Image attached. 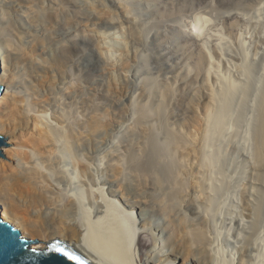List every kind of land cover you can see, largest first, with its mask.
<instances>
[{"label": "rangeland", "instance_id": "obj_1", "mask_svg": "<svg viewBox=\"0 0 264 264\" xmlns=\"http://www.w3.org/2000/svg\"><path fill=\"white\" fill-rule=\"evenodd\" d=\"M77 2L79 4L87 3L89 5V55L87 57L88 60L85 61L84 59V61L81 62L83 71L88 73L89 76V94L87 95L89 105L88 112L90 134L89 190H91V192L89 191V197H91L89 198V209L92 210V200L96 197L98 198L96 190L100 187L99 185L102 181H107L109 184H112L111 190H113V195L115 194L114 196L116 197L114 198L117 199L120 206H122L125 211L128 209L127 211L129 212L132 208H136L135 212L141 214V218L139 216L140 222H138V226L142 234L140 237H136L137 243H135L137 244V247L135 245V250L138 251L136 252L138 254H136L135 257L140 263L138 261H133L134 264L135 262L136 264H144V259L147 260V258H149L152 254L151 258H153L159 249L167 250V248H165L166 243H168L166 244V247L168 246L167 252L178 254L179 258L177 260V264H182L183 262L187 263L193 259L199 260V256L197 257L199 254L196 250L195 243H193L194 241H192L193 239H190V241V236L188 237L185 233H175L176 231L174 227L179 226V221L181 223V221L186 217L183 221L186 223V228L190 233V230L194 228L192 222L194 220L197 222V213L200 212L201 215L198 213L199 216H202L203 214L204 205L199 202V199H204V197H207L208 194L200 184V186L197 185L194 187L193 184L196 185L197 183L192 184L191 181H189L193 188L189 186V184L187 185V182H185L187 188L186 186L182 188L184 189V193L189 192L188 196L184 194V197L180 196L181 198L179 196L173 197L172 195L177 196L178 194L175 190H171L172 195H170L171 193L168 189L162 190L160 188L167 182L160 183L158 189L154 187L155 190H152L145 187V185H142L143 183H139L140 181H135V178L130 176L128 173V167H130L131 164L126 149L129 147L128 143L131 133L130 130L132 129L130 126L134 123H139V128L145 130L146 133L144 137L141 136V141L143 143H138V146L141 149V154L144 155L143 159L145 160H142V167H148L149 165V167L168 168L171 166V170V168L178 167L179 165H182V167H188L189 165V168L190 166H196L195 168L200 169L197 166L201 165L200 167H202L204 171L207 170L209 172L212 170L211 167L213 166H209L208 164L215 163L214 166L220 171H217L213 167L214 171L212 170V172L210 171L209 173H215H213L211 177H213V175H219V173L220 175L223 174V176L213 177L214 179L212 178V185L215 187L213 191H216L213 193L214 195L217 194L214 196V202H216V204L214 203V205L211 206L212 208L207 212L209 216L207 224H211L204 227V232L206 234L208 233V235L211 234L207 238L204 233V237L212 241V245H214L216 250L213 251L215 252L214 254L221 252L220 254L217 253L216 256L218 258L217 260H222V262L217 261V264H264V177L261 187L263 189H259V193L261 192L263 199L261 201L263 203H261V213L259 212L260 217L255 216L253 222L248 219L246 222V217H244L245 211L243 201L246 193V187H248L247 183L249 179L254 177L253 175L255 174V167H253V165H255L253 152L257 142L256 137L259 132L258 128H261L264 124V70H262L264 69V0H78ZM201 12L202 15L204 12L210 13L211 17H213L214 21L218 24L217 30L219 31H217V34L219 32V34L222 35L220 37H224L223 39H225V41L222 40L221 42L223 60L221 59V61L217 62L218 64L220 63V65L217 64L219 68L216 66L218 69L215 70L220 71L222 69L220 71L221 75L219 74V76H221V79H223V77H227L228 79L225 78L226 81H224V79L223 81L228 82L229 86L234 84L232 87H234L235 91L236 86L237 88L240 86L239 84L235 85V83L242 84L241 88L239 87L237 89V93L234 92L236 96H232V99L234 98L233 100L239 99L241 94H244L243 96H245V98H243V100L245 99L243 102L241 99L242 97L237 100L238 103L232 100V106H235L236 109L235 107H232L234 110L230 111L231 113H229L227 118L224 119L226 122L223 120L219 127L215 123V119L218 118L219 115L212 111L216 118L214 117L215 119L213 118L212 120L213 125L207 126V133H205L207 135L203 133L204 136L201 138L203 140H200L199 136H195L203 130L202 128L205 130V126L201 121L205 118L204 116L206 114L204 112L207 107V103H205L202 93L203 90H201L204 87V82L199 81L202 78L199 77L203 76L202 70L205 67V61L204 58H201V55L204 56L206 52L204 51V47H207L209 53H213L214 51L210 46L206 45L201 47V44H197L196 42L190 40V37L187 38L188 23L191 24L193 18L196 17V15H200ZM233 15H235V17L229 22L232 30H228L226 23H223V20H225L224 17ZM156 17L157 19H154ZM85 25L86 21H84L79 28L82 29ZM233 40H241L243 43L240 41V43L235 42ZM78 44L75 47H79L80 49L77 48V51L75 50L73 54V61L79 59L78 56H80V52L81 54L82 52H85V46L82 43ZM245 44L246 47H243ZM242 50L244 51L243 53H241ZM69 64L72 66L73 62H70ZM69 64L65 69L66 73L70 72L71 74L70 69L72 68ZM244 65L247 67L244 69H248L246 70L248 73L245 75H243L242 70ZM0 71V75L2 76L5 72L4 70ZM74 73L76 76L80 74L77 71ZM240 75L243 76V78L245 76L244 80H240L242 78H239ZM77 77L80 78L79 75ZM164 77L169 79H165L166 81H164ZM235 77H237V79ZM230 79L235 83L233 82L232 84V81L229 82ZM41 80L45 81L46 78H42ZM191 80L193 82L195 80V83ZM211 84L210 86L212 87L210 88L213 89V86H215L216 90H219L218 85H214L213 82ZM2 87L3 92L0 95V98L8 92L9 88H7V86ZM195 88L200 90H194ZM242 88L244 91L242 90L243 92L241 93ZM164 91H167V93L165 92L167 95ZM60 96L61 94L57 97L58 104L60 98L62 99V97H64L63 95L62 97ZM166 96L171 97L167 100ZM63 101L64 98L62 101L60 100L59 106L61 107L62 112H65L66 100L65 102ZM160 102L165 104L163 109L157 110ZM235 102L237 105H234ZM239 112L240 114H237ZM143 113H146L148 117L141 121L144 116ZM230 114L237 116H235L234 119V115L231 116ZM182 117H184V119ZM229 117L232 118V120H229ZM236 119L240 120L237 121ZM230 121H232V126H230ZM198 122L200 125H198ZM96 123L99 125L96 129H98V133L100 129L101 133H99V136H97L98 134L95 135V139L92 138L95 134L92 132L94 131L92 127L95 125L97 126ZM224 123L229 124H226L227 126H225ZM228 126H230V129L227 128ZM136 127L138 128V125L135 126V128ZM185 129L189 133L194 132V135L192 134L191 136L199 138L197 141L198 143H195L194 145L195 148L198 147V149H196V154L199 158L196 157V155L195 157L194 155H189L188 160L187 156H185L187 159H184V157H181L180 153L168 151L169 149L166 145L167 132L182 131L186 133V131H184ZM102 130L104 133H102ZM227 130L230 131L227 132ZM35 131L37 132V130ZM97 131L94 132L97 133ZM1 137L5 138L8 151L6 153V162L4 164H0V170L8 172L13 163L11 152L15 148V143L11 138L4 134H2ZM127 144L128 146H126ZM208 144H210V146ZM115 147H117L118 153ZM193 158H196L197 160L195 159L194 161ZM216 158H220V160L218 161ZM149 159L151 160L148 161ZM79 160H81V157ZM106 161H108V163ZM144 162L147 163L143 166ZM216 162L220 163L216 165ZM173 163L174 165H172ZM205 165L211 169L208 170ZM219 165L222 166L219 168ZM101 166L102 168H100ZM122 167L124 171L121 169ZM99 168L101 170L97 171L96 169ZM115 168L121 171L119 172V175L114 173ZM206 172V176L205 174L199 175L202 178L207 177L211 179L210 174L207 175L208 172ZM200 176L198 177L197 174L196 177L200 178ZM231 177L234 178L232 179ZM190 178L191 177H189V179ZM94 180H96V182ZM98 180L102 181L99 182ZM192 181L197 182L193 179ZM106 187H108V185ZM199 188L203 190L204 193ZM194 190L195 192L199 190V193H197L196 196H199L201 194L200 192H202L200 195L202 197H196L197 199L194 195L191 197V193H194ZM167 194H169L170 197ZM192 198L193 200H191ZM140 199H142V201ZM140 202H143L142 212L137 209ZM217 203L219 204L217 205ZM215 205H217V207L220 206V211H217L218 208H215ZM45 206L46 207H44V210L42 211H40L38 205L32 209L14 207L10 210L13 217L19 222L20 226L24 227L25 230H23L25 233L22 232V234L28 239L38 240L39 243L41 241L48 243L49 240L47 241V238L49 236V230L53 231L52 233L54 234L67 231L68 235L65 234V236L68 237L67 240L65 236H63L65 239L63 240V238H61V240L69 244L76 242V230L74 228L76 226L74 225L76 221L74 220L73 223V218H69L70 220L67 219V221L70 222L71 225L73 223L74 226L72 228L70 227V229L66 228V224L63 221L58 222V224L56 222L55 224L53 221L54 219H52L53 215L49 210V205L45 204ZM163 206L172 213V217H170V213L167 211L169 215L165 214L168 216V218H166L163 213L164 211L166 212V209L163 208ZM0 207L5 210L6 204L1 203ZM213 208L215 210V214ZM40 213L43 214L41 215ZM173 213L177 218L178 216L179 218H182L183 215V219L181 220L178 218V220L175 221L177 218L173 217ZM169 219H173L175 223L170 222L171 220L169 221ZM210 219L213 220L210 221ZM240 220H244L242 223L244 226L238 224V221ZM259 232L261 233L259 234ZM62 235H64V233ZM57 238L60 239L59 236H57ZM155 239L157 241H155ZM251 241L255 242L252 243ZM248 251L251 252L249 253ZM246 252L248 255L244 256L246 255ZM224 258L227 260L223 261ZM159 259L163 260V258L160 257L158 260ZM230 259L234 261L231 263Z\"/></svg>", "mask_w": 264, "mask_h": 264}, {"label": "bare ground", "instance_id": "obj_2", "mask_svg": "<svg viewBox=\"0 0 264 264\" xmlns=\"http://www.w3.org/2000/svg\"><path fill=\"white\" fill-rule=\"evenodd\" d=\"M77 1L78 0H0V70H4L5 72L4 74H2V76L0 75V86L1 85L7 86V88L9 87L8 92L5 93V95L0 98V137L2 134H4L7 137L11 138L15 143V148L11 152L13 163L9 168V171L3 172L0 170V204L1 203L6 204L5 210L2 208L1 213H2V217L6 222L13 224L21 232H24L25 230L24 227L20 226L19 222L17 221V219L13 217V214L10 210L13 209L14 207L15 208L23 207L26 209H32L33 207L38 205L40 211H42L44 210V207H46L45 204L49 205V210L53 215L52 219H54L53 221L55 222V224L56 222L58 224V222L63 221L66 224L65 225L66 228L70 229V227L71 228L74 227L73 226L74 220L76 221L74 224L76 225L74 227L76 230V236H75L76 242H72L69 245L73 246L77 251H79L80 254H82L87 259H89V261H91L93 264H134L133 261H138L136 260L135 257L136 254H138L136 253L138 251L135 250V245L137 247V244H135L137 243L136 237L138 238V236L140 237V235L142 234L138 226V222H140L139 216L141 218V214L135 212L136 208H132V210H130L129 212L127 211L128 209L125 211L124 208L120 206L117 199H115L116 198L114 196L115 194L113 195V190H111L112 184H109V182L102 180H101L102 183L99 185L100 187L97 186L98 183L96 185L98 187V189L96 190L98 194L97 195L98 198L96 197L94 199V200L97 199L96 201L92 200V210L89 209V200H90L89 198H91L89 197V191L91 192V190H89V163H90L89 135L90 134H89V112H88L89 105H88V97H87V95L89 94L88 93L89 76L88 73H85L83 71L81 66V62H83L84 59L85 61L88 60L87 57L89 55V5L87 3L79 4ZM234 17L235 15L224 17L225 20H223V23H226L228 30H232V28L230 27L231 25H229V22ZM212 18L213 17H211L210 13L204 12V14L202 15L201 12L200 15L198 16L196 15V17L193 18L191 24L188 23L187 25L188 26L187 38L190 37V40L196 42L197 44H201V47L206 45L210 46L211 48H213L214 51L213 53H209L207 47H204L205 49L204 51H206L205 54L203 52L204 56L200 54L201 58H204L205 61V67L202 70L203 76L199 77V78L202 77L201 80L199 81L204 82V85L202 84L204 87L201 86L203 87V89H201V87L200 89L203 90L202 93L205 99V103H207V107L205 108V112H204L206 114L204 116L205 118H203V121L199 119L205 126V130L204 128H202L204 131L202 130L200 131V133L195 135V136H199L200 140H203L201 138H203L204 134L207 133V126L213 125L212 120L215 117L213 115V112L219 115V117L217 116L218 118L216 117H215L216 119L214 118L216 121L214 122L219 127V125L222 124L223 120L227 118L229 113H231L230 111L234 110L232 109V107L233 108L235 107L232 106L233 101L237 102V100H239L241 97H242L241 98L242 102L245 100V99L243 100V98H245V96H243L244 94H241L239 96V99L237 100H233L234 98L232 99V96L233 97L236 96L234 92L237 93V89L239 87L241 88L242 84L235 83L233 80L230 79L229 82L232 81L231 82L232 84L234 82L235 85L236 84L240 85L238 88L236 86V91H235L234 87H232L234 84L232 86H229L228 82H224L226 81L225 78L227 77H223L224 79L223 81V79H221V76H219L220 71L222 69L220 71L218 70L219 72L215 70L218 69L219 68L218 65H220V63L218 64L217 62L221 61V59L223 58L221 53V42L222 40L225 41V39H223L224 37H220L222 35H220L219 32H218L219 35L217 34V31H219L217 30L218 24L214 21V18L213 19ZM154 19H157V17ZM84 21H86V25L84 27L82 26L83 27L82 29L79 28V26H81V24H83ZM241 40L238 41L233 40V41L235 42L240 41L241 43H243V41ZM78 43H82L85 46V52L84 53L82 52V54L80 52V56H78L79 59L73 61L74 60L73 54L75 50L79 48V47L77 48L75 47L77 46ZM243 47H246V44ZM244 51L246 52L245 49ZM244 51L242 50L241 53H243ZM70 62H73L72 66L69 64ZM68 64L72 68L70 69L71 74L70 72L66 73L65 68L68 66ZM216 66L218 68H216ZM244 68L247 67H245V65L243 66L242 69L243 75L248 73L246 72V70L248 69L245 70ZM76 71L80 73L78 74L80 78L77 77L78 75L77 76L75 75L74 72ZM241 75L239 78L241 77L243 78V76ZM42 78H46V80L42 81L41 80ZM235 78L237 79V77ZM242 78L240 80H244L245 76L243 79ZM165 79L168 80L169 78L164 77L163 80L166 81ZM212 82L214 85L215 84L218 85V89H219L218 91L216 90L215 86H213L215 88V89L213 88L214 90L210 88L212 87L210 86ZM193 83H195V80ZM194 90L199 91L196 88ZM242 90L244 91V89L243 88L241 89V93L243 92ZM165 92L167 93V91H164V93ZM60 94H61L60 97H62V95L64 96L62 97V99L59 97L60 100L62 101L63 98H64L63 102H65L66 100L65 112H62L61 107L59 106L60 100L58 104L57 97ZM169 97L166 96V99L168 100ZM236 102L234 103V105L236 104ZM164 104L163 102H160L158 105L159 109L156 107L157 110L163 109ZM213 109H216L217 112L216 110ZM143 114L144 116L143 119H141V121L144 120L146 117H148L146 113ZM237 114H240V112ZM235 116L237 115H234L233 118ZM182 118L184 119V117ZM229 120H232V118L229 117ZM231 122L232 121L229 122L230 126H232ZM229 123H224V125L227 126L226 124ZM134 124L131 125L130 127L134 129L135 126L138 125V128L136 127L134 130L130 128L131 133L128 143L129 147L126 149L131 164V166L128 165L130 166L128 167L129 168L128 173L132 178H135V181L136 180L140 181L139 183H143L142 185H145V187H148L149 189L152 190H155L154 187L158 189L160 183L167 182L164 183L163 186H161L160 188L162 190L168 189V191L171 193L170 195H172L171 190L172 191L175 190V192H177L178 194L177 196L172 195L173 197H178V196L184 197V194L188 196L189 192L184 193V189H182L186 186L185 182H187V185L189 184V186L191 187L192 185L189 183V181H191L192 184L197 183L196 185L193 184L194 187L197 185L202 186V188L207 192L208 195L206 194L207 197L205 196L206 198L204 197V199L201 200L199 199V202L203 203L202 205H204L203 206L204 209L202 216H199L201 215L200 212H198L199 215L197 213V217L195 216L197 218V222H195V220L193 221L191 218V220L194 222V224L192 222L194 228L190 230L189 233L188 229L186 228V223H184L183 221L186 218L184 216L185 218L183 219V215H182L183 213L181 214L182 218H179V216L177 215L179 219L181 220L183 219L181 223L179 221L180 225L173 227L175 228L176 231L175 233L177 234L185 233L188 235V237L190 236L189 240L193 239L192 241H194L193 243H195L196 250L198 251L199 254L197 255V257L199 256L198 257L199 260L193 259L187 263L183 262L182 264H217L218 258L216 255L219 252L214 254L215 252L213 251H216L214 245H212V241H210V239H207L208 236L211 234L209 235L208 233L206 234L204 232L205 231L204 227H206V225L211 224V223L207 224V220L209 219L207 212L212 208L211 206L214 205V203L216 204V202H214V196L217 194L214 195L213 193L216 191H213L215 187L212 185V181H213L212 178L216 176H223L222 174L223 172L221 173L222 175H220L219 173V175L217 174L211 177L212 174L215 173V172L209 173L210 171L212 172L213 167L217 171H220L214 166L215 163L208 164L209 166L210 165L213 166L211 167L212 170H210L211 168H208V166L205 165L206 168L210 170L209 172L206 170L208 173L204 171L202 167H200L201 165L197 166L200 169L195 168L196 166L195 167L190 166L189 168V165L188 167L186 166L182 167V165H179L178 167L171 168L170 170L171 166H169L168 168H157V167H149L148 165L147 167L144 166L146 165L147 162H144L143 164L144 167H142L141 164L145 160L143 159L144 155L141 154V149L138 146V143L142 142L141 136L144 137L146 133L145 130L139 128V123L135 125ZM198 125H200V123ZM98 126H99L98 124L97 126L96 125L93 126L92 127L93 130L97 131L98 129L96 128H98ZM230 126H228L227 128L230 129L229 128ZM258 129L259 132L256 137L257 142L254 148V152L252 151L255 161V165H253V167H255V169L253 168L255 170V174L253 175L254 177H252V179H249L247 183L248 187L245 186L246 193L243 199L244 211H245L244 217H246V222L247 219L253 222L255 216L260 217L259 212L262 208L261 201L263 199L261 192L259 193V189L260 190L263 189L261 187H262V180L264 177V124L261 128ZM35 130H37V132ZM94 131L92 132L93 134L94 133L95 134L93 135V137L92 136L91 137L96 139L95 135L98 134L97 136H99L101 130L99 129V133L98 131L97 133ZM184 131H186V129ZM229 131L230 130H227V132ZM227 132H223V133H227ZM102 133H104L103 130ZM193 133L192 132L189 133L187 131L186 133L182 131L180 132L168 131L167 139H166L167 140L166 145L168 146L169 149L168 151H173L175 153L178 152L180 153L181 157H184V159H187L185 156L188 157L189 155H194V157L196 155V157L199 158V156L196 154L197 153L196 149H198V147L196 148L194 147L195 143H198L197 141L199 138L195 136H191ZM128 144L126 146H128ZM208 145L210 146V144ZM115 148L117 151L118 150L117 147ZM80 157L81 160H79ZM150 160L151 159H149L148 161ZM217 160L219 161L220 158ZM106 162L108 163V161ZM219 163L220 162H216V165H218ZM172 165H174V163ZM117 166L115 167L118 168ZM221 166L219 165V168ZM100 168H102V166ZM100 168L96 170L97 171L101 170ZM116 168L114 169V173L116 175H119L120 174L119 172L121 171ZM203 168L205 169L204 166ZM121 169H123V167ZM205 172L207 173V175L210 174L211 179L207 177L202 178L199 175V174L204 175ZM195 173L196 176L198 174V177L200 176V178H197L195 176ZM189 177L191 178L189 179ZM192 179L196 180L197 182L192 181ZM94 181L96 182V180ZM135 181L133 182L137 184ZM107 185L108 187H106ZM198 191L199 190L195 192L194 190L193 191L194 193H191V197H193L194 195L195 198L196 197L199 198L202 192H200L201 194L199 196H196L197 193H199ZM140 200L142 201V199ZM191 200H193V198ZM218 204L219 203H217V205ZM142 205L143 202H140V204H138L139 207L137 206L138 207L137 209L140 210L141 212H142ZM217 205H215L214 207L216 208ZM219 207H217L218 208L217 211H220ZM163 208L165 207L163 206ZM165 209L166 212L165 211L164 212L161 211V212H163L164 215L165 214L169 215L170 213V217H172L171 215L172 213L169 212L167 208ZM43 213L40 214L42 215ZM214 214H215V210H214ZM173 217H175V214ZM69 218H73L72 225L70 224V222L67 221V219L70 220ZM166 218H168V216H166ZM178 218L175 221H177ZM211 220L213 219H210V221ZM169 221L175 223L173 219H169ZM243 221L244 220L238 221V224L244 226L242 225ZM49 231H48L49 239L47 238V241L49 240V242L45 243L44 241H41L40 243L35 245V248L44 250L46 245L50 244L54 240L58 239L60 241H63L65 237L66 240L68 238L67 236H65V234L68 235L67 231L63 232L64 235H62L63 234L62 232H60L61 233L60 235L59 232L54 234L52 233L53 231L50 232ZM204 233L206 234L207 238L204 237ZM260 233L261 232H259V234ZM57 236H59L60 239L57 238ZM61 238H63V240H61ZM156 239L155 241H157ZM213 243H214V239H213ZM166 244H165V248H167L168 250V246L166 247ZM167 250L165 249L157 250L158 252L156 253V255H154L153 258H151V256L153 255L152 254L151 256H149V258H147V260L144 259L145 260L144 264H177V260L179 258L178 254L169 253L167 252ZM247 255L248 254L246 252V255L244 256ZM158 256L160 258H163V260L161 259L158 260L159 258ZM232 259H230L231 263L232 261H234ZM224 260L227 259L224 258L223 261ZM219 261L222 262V260Z\"/></svg>", "mask_w": 264, "mask_h": 264}, {"label": "water", "instance_id": "obj_3", "mask_svg": "<svg viewBox=\"0 0 264 264\" xmlns=\"http://www.w3.org/2000/svg\"><path fill=\"white\" fill-rule=\"evenodd\" d=\"M1 73V71H0ZM3 87L0 86V95ZM7 144L0 137V164L6 162ZM38 240L28 239L2 217L0 207V264H93L69 243L54 240L44 250L35 248ZM75 256L69 259L64 253Z\"/></svg>", "mask_w": 264, "mask_h": 264}, {"label": "snow or ice", "instance_id": "obj_4", "mask_svg": "<svg viewBox=\"0 0 264 264\" xmlns=\"http://www.w3.org/2000/svg\"><path fill=\"white\" fill-rule=\"evenodd\" d=\"M64 254H65L66 256H68V258H69V259H73V260H74V259H76V257H75V256H71V255H69V254H68V253H66V252H65Z\"/></svg>", "mask_w": 264, "mask_h": 264}]
</instances>
